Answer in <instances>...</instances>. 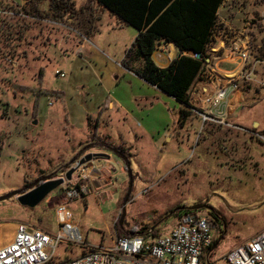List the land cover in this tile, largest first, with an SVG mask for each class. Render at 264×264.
<instances>
[{
	"label": "rangeland",
	"instance_id": "rangeland-1",
	"mask_svg": "<svg viewBox=\"0 0 264 264\" xmlns=\"http://www.w3.org/2000/svg\"><path fill=\"white\" fill-rule=\"evenodd\" d=\"M75 3L78 9L88 8L86 15L103 17L95 21V37L89 36L95 44H89L82 58L77 51L70 53L75 47L62 45L77 36L70 16H0V196L42 177H65L63 168L87 150L85 155L109 158L112 173L108 183H95L85 199L69 200L68 220L77 225L85 243L111 246L127 231L153 225L160 234L167 233L178 217L165 219L166 214L207 202L211 209L197 212L215 222L211 260L226 264L224 255L264 230V96L254 88L244 93L236 122L248 131L212 123L202 129L190 108L193 114L182 124L183 105L123 66L137 29L101 10L96 0ZM49 5V0H0V9L22 8L28 14L35 6L48 14ZM230 14L237 10L222 5L219 15ZM254 33L264 38V33ZM143 94L152 99L137 105ZM107 97L121 100L130 115L117 106L110 110L104 104ZM252 120L257 121L254 127L260 122L255 131ZM110 148L129 157L132 187L125 162ZM63 196L59 187L35 208L14 197L1 201L0 245L19 223L54 233ZM86 251L84 244L64 241L55 263Z\"/></svg>",
	"mask_w": 264,
	"mask_h": 264
},
{
	"label": "built area",
	"instance_id": "built-area-1",
	"mask_svg": "<svg viewBox=\"0 0 264 264\" xmlns=\"http://www.w3.org/2000/svg\"><path fill=\"white\" fill-rule=\"evenodd\" d=\"M234 1L224 0L222 5L235 8L237 14L222 17L218 12L220 19L209 44L210 56L189 91V108L200 117L202 129L212 123L228 130L248 131L233 114L243 106L244 93L254 88L264 96V38L254 33H264V0H247V4L245 0ZM23 15L34 18L22 8L0 9V16L6 20ZM56 74L65 76L58 70ZM255 122L251 121L253 131L260 127L259 121L254 127ZM70 167L76 169L71 180L63 177L61 189L66 200L57 207V230L52 233L19 223L13 240L0 245V264H214L211 257L215 222L209 214L197 212L200 210L181 214L177 225L164 234L150 235L152 230L135 229L118 237L111 246L85 243L77 225L68 220L69 200L85 199L95 183L108 179L98 157L80 165L77 161ZM64 241L84 244L88 251L55 263L57 249ZM222 259L226 264H264V230Z\"/></svg>",
	"mask_w": 264,
	"mask_h": 264
},
{
	"label": "trees",
	"instance_id": "trees-1",
	"mask_svg": "<svg viewBox=\"0 0 264 264\" xmlns=\"http://www.w3.org/2000/svg\"><path fill=\"white\" fill-rule=\"evenodd\" d=\"M49 1L51 7L49 13L53 19L70 16L74 19V27L81 33L90 36L96 31L93 14H85L87 7L77 9L73 0ZM96 2L123 24L137 29L138 35L132 46L126 50L123 66L148 84L181 102L183 106L179 111V118L184 124L193 114L189 109V91L199 78L206 58L210 56L209 44L217 26L218 11L224 0H96ZM32 9L29 13L37 19L49 16V13L38 11L37 6ZM162 42L173 43L180 51V55L167 67L159 66L153 59L157 46ZM191 51L194 53L189 54ZM105 146L109 148L108 144ZM85 151L87 150L73 159L74 164ZM70 166L72 165L63 168L62 172ZM190 211L186 208L173 215L179 217ZM149 229L152 230L150 235L160 234L158 226L153 225L144 231ZM130 232L133 230L120 236L128 235Z\"/></svg>",
	"mask_w": 264,
	"mask_h": 264
},
{
	"label": "water",
	"instance_id": "water-1",
	"mask_svg": "<svg viewBox=\"0 0 264 264\" xmlns=\"http://www.w3.org/2000/svg\"><path fill=\"white\" fill-rule=\"evenodd\" d=\"M194 52L191 51L189 54H193ZM165 93V92H164ZM168 95V94H167ZM169 96V95H168ZM173 98V97H172ZM175 99V98H174ZM177 101V100H176ZM179 102V101H178ZM181 105H183L181 102H179ZM37 123V121H35ZM111 151L118 155L124 162L127 168V172L130 176V182H131V187L133 183V174H132V169L130 166V159L129 157L120 149L116 148H111ZM99 154L95 153H88L85 156L81 157L78 160V164H83L85 162H88L93 159V157H97ZM109 156V155H108ZM74 164V160L70 162V165ZM76 167H70L68 171L65 174V178L67 180H71L73 173L75 172ZM64 178L59 177V178H54L52 179L51 177H42L38 180H36L34 183L31 184L30 187H25L20 190L12 191L9 192L3 196H0V202L4 201L6 199H9L11 197L16 198L19 203L23 206H27L30 208H35L37 207L51 192L55 191L59 187H61L64 183ZM188 208L191 211H197V210H202V209H211V206L208 205L207 202L203 203H196L192 206H184L181 207L180 209L185 210ZM176 211H173L169 215L165 217V219L169 218L172 216ZM126 216L125 209H123L122 212V217L120 224L122 225L124 223V219ZM218 244V243H217ZM216 244V245H217ZM215 247V246H214Z\"/></svg>",
	"mask_w": 264,
	"mask_h": 264
},
{
	"label": "crops",
	"instance_id": "crops-1",
	"mask_svg": "<svg viewBox=\"0 0 264 264\" xmlns=\"http://www.w3.org/2000/svg\"><path fill=\"white\" fill-rule=\"evenodd\" d=\"M74 1V3H75V0H73ZM11 4V3H10ZM14 5V4H13ZM75 6H76V3H75ZM49 7H50V5H49ZM101 8V10H104L105 8H102V7H100ZM78 9V8H77ZM220 9H221V7H220ZM220 9H219V11H220ZM105 10H107V9H105ZM108 11V10H107ZM218 11V12H219ZM48 17H53L52 16V14H50L49 13V16ZM103 17H98L97 19H95V21H98V20H101ZM48 19V18H47ZM71 20V19H70ZM74 20V19H73ZM72 21V20H71ZM50 22H55V21H53V20H50ZM73 23H75V22H73ZM74 25V24H73ZM73 29H74V32L77 34V36H74L73 38H71V37H68V39L65 41H63L62 42V45L63 46H67V47H75V50L74 51H70V53H74L75 51H77V52H75V55H79L81 58H82V54H83V52H85L86 50H88V47H89V49H91V47H90V45L89 44H95L90 38H89V35H86V34H84V33H81L79 30H77L75 27H73ZM96 31H97V28H96ZM101 32V31H100ZM96 32H94L93 34H91V35H93L94 36V34H95ZM90 35V36H91ZM93 36H91V37H93ZM95 37V36H94ZM93 37V38H94ZM73 45V46H72ZM157 52L159 53V55H158V57L156 56V54H157ZM89 53H90V55H92L91 53L92 52H90L89 51ZM180 55V51H179V49L173 44V43H164V42H162L161 44H159L158 46H157V50L154 52V54H153V59L155 60V62L159 65V66H161V67H167L171 62H172V60H174L175 58H177L178 56ZM86 61H88V59H89V57L88 58H84ZM157 59L158 60H160V61H162L161 63L162 64H160L158 61H157ZM130 71V70H129ZM132 72V71H131ZM132 75L133 76H135V75H137V74H135L134 72H132ZM138 76V75H137ZM141 78V77H140ZM157 88V87H156ZM158 89V88H157ZM161 91V90H160ZM118 99V98H117ZM114 100V99H112L111 97H107V99H106V102L104 103L105 105H107L108 107H109V109L110 110H112L113 108H114V106H117V108H119L120 109V111L121 112H124V114H128V115H130V110H127V109H124L123 107H122V101L121 100ZM146 99H152L151 97H147L146 96V94H143V95H141V96H139L138 98H136V101L138 102V104L137 105H139L140 104V102H142V101H144V100H146ZM147 102V101H146ZM122 109V110H121ZM239 110V109H238ZM238 110H236L235 112H234V114L233 115H235V117H237V113H238ZM134 113H136V112H134ZM258 124V123H257ZM110 160H109V158H102V159H100V163H101V165L102 166H105V171H104V173H105V177L108 179L107 181H106V183H108L110 180H111V178H109V177H111V170H112V165H111V163L109 162ZM107 166L110 168V170H107ZM100 183V182H99ZM14 236V234L12 233V235H11V237L9 238V240L6 242V243H9V242H11L12 240H13V237ZM5 243V244H6Z\"/></svg>",
	"mask_w": 264,
	"mask_h": 264
},
{
	"label": "flooded vegetation",
	"instance_id": "flooded-vegetation-1",
	"mask_svg": "<svg viewBox=\"0 0 264 264\" xmlns=\"http://www.w3.org/2000/svg\"><path fill=\"white\" fill-rule=\"evenodd\" d=\"M86 152H87V151H85L84 153H86ZM202 210H208V211H209L210 209H206V208H205V209H202ZM210 213H211V212H210Z\"/></svg>",
	"mask_w": 264,
	"mask_h": 264
},
{
	"label": "bare ground",
	"instance_id": "bare-ground-1",
	"mask_svg": "<svg viewBox=\"0 0 264 264\" xmlns=\"http://www.w3.org/2000/svg\"><path fill=\"white\" fill-rule=\"evenodd\" d=\"M259 124V123H258ZM6 229V228H5ZM1 235V234H0Z\"/></svg>",
	"mask_w": 264,
	"mask_h": 264
}]
</instances>
